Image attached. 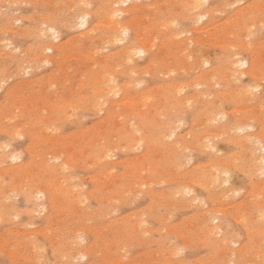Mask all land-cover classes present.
<instances>
[{
	"label": "rangeland",
	"instance_id": "obj_1",
	"mask_svg": "<svg viewBox=\"0 0 264 264\" xmlns=\"http://www.w3.org/2000/svg\"><path fill=\"white\" fill-rule=\"evenodd\" d=\"M82 1L90 7H83ZM190 1L128 0L116 5L124 12L115 21L127 22L130 32L114 37L108 36L112 23L105 15L108 0H0V264H261L264 260V177L247 156L264 142L254 148L241 142L248 133L260 134L264 141V0H206L194 12ZM206 11L209 19L195 22ZM86 12L89 23L81 28L80 16ZM174 19L179 30L170 26ZM46 24L59 36L54 39ZM48 45L54 52L45 50ZM131 45L137 54L128 58L126 47ZM240 59L251 63L246 69L254 75L239 71L234 61ZM229 68L241 73L231 70L228 77ZM99 71L101 81L93 77ZM252 86L259 90L252 92ZM241 124L247 131L234 132L233 127ZM257 150L255 155L264 154V149ZM216 164L220 171H215ZM206 171L213 178L221 175L213 179ZM224 179L230 183L225 185ZM33 184L45 188L47 197L31 194L30 198L24 190ZM217 229L222 236L213 235Z\"/></svg>",
	"mask_w": 264,
	"mask_h": 264
},
{
	"label": "bare ground",
	"instance_id": "obj_2",
	"mask_svg": "<svg viewBox=\"0 0 264 264\" xmlns=\"http://www.w3.org/2000/svg\"><path fill=\"white\" fill-rule=\"evenodd\" d=\"M24 1H25V0H24ZM127 1H128V0H108V4H105V5H108V10L105 12V15H106V16L108 17V19L112 22V23H108V27H109V35H108V36L111 35V36L116 37V36H119V34H121V33L124 34V31H127V32L129 31V28L126 26L127 24L125 25V23H127V22L123 23L124 21H123V22H122V21H115V19H116L117 16H118L117 13H123L124 10H120V9H115V8H114L116 5H119V4H121V3H124V4H125ZM205 1H206V0H192V1H190L191 4H190L189 6H191V8H192V10H193V12H194V9H196V10L198 9V10H199L200 8H202L201 6H202V4H203ZM56 2H57V1H56ZM82 2L84 3L85 1H82ZM82 2H80V4H81ZM88 2H89V1H88ZM83 3H82L83 7L86 6V4H87V5L89 4V3H86V4H85V3L83 4ZM90 4H92V3L90 2ZM153 5H154V4H153ZM217 5H218V4H217ZM233 5H234V4H233ZM89 6H90V5H89ZM225 6H226V5H225ZM100 7H101V6H100ZM133 7H134V6H133ZM217 7H218V6H217ZM73 8H74V7H73ZM86 8H87V7H86ZM123 8H124V7H123ZM169 8H170V7H169ZM191 8H190V9H191ZM223 8H224V7H223ZM71 9H72V8H71ZM125 9H126V8H125ZM141 9H142V8H141ZM205 9H206V8H205ZM250 9H251V8H250ZM135 10H136V9H135ZM145 10H146V9H145ZM180 10H181V9H180ZM202 10H204V9H202ZM217 10H218V9H217ZM254 10H255V9H254ZM73 11H74V10H73ZM86 11L89 12V10H86ZM132 11H133V9H132ZM218 11H219V10H218ZM224 11H225V10H224ZM243 11H244V10H243ZM249 11H250V10H249ZM256 11H257V10H256ZM84 12H85V10L83 11V13H84ZM87 12H86L85 15H82V16H86V17H87V20L85 21V24H88V23H89V16H90V14L87 13ZM102 12H103V11H102ZM239 12H240V11H239ZM253 13H254V12H253ZM200 14H201L203 17H206V16H207L206 18L209 19V18H208L209 15H208V12H207V11H206V12H203V13H200ZM200 14H199V15H200ZM240 14H241V13H240ZM79 15H81V14H79ZM256 15H257V13H256ZM77 16H78V13H77ZM171 16H172V15H171ZM210 16H211V15H210ZM246 16H247V15H246ZM199 17H200V16H199ZM199 17H198V18H199ZM71 18H72V17H71ZM80 18H81V16H80ZM198 18H195V19H198ZM230 18H231V17H230ZM69 19H70V18H69ZM170 19H171V18H170ZM213 19H214V18H213ZM98 20H99V19H98ZM106 20H107V19H106ZM109 20H107V21L109 22ZM192 20H194V19H192ZM239 20H240V19H239ZM102 21H103V20H102ZM168 21H169V20H168ZM168 21H167V22H168ZM194 21H195V20H194ZM212 21H214V20H212ZM227 21H228V20H227ZM231 21H232V20H231ZM103 22H104V21H103ZM195 22H197V21H195ZM258 22H259V20H258ZM261 22H262V20H261ZM68 23H69V22H68ZM164 23H165V22H164ZM211 23H212V22H211ZM77 24H78V23H77ZM93 24H94V23H93ZM100 24H101V23H100ZM129 24H130V23H129ZM129 24H128V25H129ZM78 25H79V24H78ZM102 25H103V23H102ZM106 25H107V24H106ZM84 26H85V25H84ZM95 26H96V25H95ZM98 26H99V24H98ZM160 26H161V25H160ZM74 27H75V26H74ZM92 27H93V26H92ZM106 27H107V26H106ZM151 27H152V26H151ZM168 27H169V25H168ZM251 27H252V26H251ZM50 28H53V27H50ZM95 28H96V27H95ZM99 28H100V27H99ZM207 28H208V27H207ZM258 28H259V27H258ZM93 29H94V27H93ZM93 29L90 30V31H92V33H93ZM175 29H176V28H175ZM251 29H252V28H251ZM9 30H10V29H9ZM94 30H95V29H94ZM96 30H97V29H96ZM96 30H95V31H96ZM200 30H202V29H200ZM203 30H204V29H203ZM214 30H215V29H214ZM37 31H38V30H37ZM55 31H56V33L58 34L57 36H59L58 31H57L56 29H55ZM87 31H88V30H87ZM90 31H89V32H90ZM180 31H181V30H180ZM198 31H199V30H198ZM209 31H210V30H209ZM255 31H256V30H255ZM38 32H39V31H38ZM42 32H43V31H42ZM129 32H130V31H129ZM171 32H172V31H171ZM171 32H170V33H171ZM232 32H233V31H232ZM3 33H4V32H3ZM229 33H230V32H229ZM256 33H257V32H256ZM5 34H6V33H5ZM20 34H21V33H20ZM123 34H122V35H123ZM127 34H128V33H127ZM219 34H220V33H219ZM242 34H243V32H242ZM254 34H255V33H254ZM79 35H80V34H79ZM176 35H177V34H176ZM176 35H175V36H176ZM179 35H180V34H178V36H179ZM229 35H230V34H229ZM42 36H43V35H42ZM108 36H107V37H108ZM138 36H139V35H138ZM138 36H137V37H138ZM216 36H217V35H216ZM221 36H222V35H221ZM46 38H47V37H46ZM49 38H50V37H49ZM55 38H56V37H55ZM55 38H54V39H55ZM92 38H93V37H92ZM108 38H110V37H108ZM120 38H121V37H120ZM104 39H107V38H104ZM115 39H116V38H115ZM121 39H122V38H121ZM45 40H46V39H45ZM99 40H100V39H99ZM111 40H113V38H111L109 41H111ZM125 40H126V39H125ZM169 40H170V39H169ZM114 41H115V40H114ZM116 41H117V40H116ZM181 41H182V42H185L184 40H181ZM181 41H180V42H181ZM1 42H2V41H1ZM105 42H106V41H105ZM112 42H113V41H112ZM112 42H111V43H112ZM139 42H140V40H139ZM211 42H212V41H211ZM79 43H81V42H79ZM106 43H107V42H106ZM150 43H151V42H150ZM218 43H219V42H218ZM218 43H215V44H218ZM147 44H148V43H147ZM11 45H12V44H11ZM88 45H89V44H88ZM107 45H108V44H107ZM153 45H154V44H153ZM173 45H174V44H173ZM193 45H194V44H193ZM213 45H214V44H213ZM234 45H235V44H234ZM19 46H20V45H19ZM90 46H91V45H90ZM101 46L103 47V45H101ZM230 46H231V44H230ZM105 47H106V46H105ZM108 47H109V46H108ZM147 47H149V46H147ZM152 47H153V46H152ZM175 47H176V46H175ZM235 47H236V46H235ZM241 47H242V46H241ZM9 48H10V47H9ZM49 48L52 50L51 53L54 52V50H55L54 46H49V45H48V46L45 47V50H47V49H49ZM99 48H100V47H99ZM126 48H127V50L125 49V50H126V54H125V55H128V58H129V56L132 58V56H134V54H137V53H136V52H137V47L135 48V46H132V45H131V46L126 47ZM180 48H181V47H180ZM184 48H185V47H184ZM254 48H255V47H254ZM94 49H95V48H94ZM104 49H105V48H104ZM142 49H143V51H145V49H146V44H143ZM99 50H100V49H99ZM111 50H112V49H111ZM120 50H121V49H120ZM190 50H191V49H190ZM219 50H220V49H219ZM114 51H115V50H114ZM139 51H140V50H139ZM181 51H182V49H181ZM184 51H185V50H184ZM186 51H187V50H186ZM191 51H193V50H191ZM39 52H40V51H39ZM99 52H100V51H99ZM198 52H199V51H198ZM119 53H120V52H119ZM140 53H143V52H140ZM140 53H139V54H140ZM204 53H205V52H204ZM178 54H179V53H178ZM191 54H192V53H191ZM48 55H49V54H48ZM84 55H85V54H84ZM115 55H116V54H115ZM121 55H122V54H121ZM152 55H153V54H152ZM156 55H157V54H156ZM161 55H162V54H161ZM193 55H195V54H193ZM237 55H238V54H237ZM261 55H262V54H261ZM14 56H15V55H14ZM116 56H118V55H116ZM135 56H136V55H135ZM183 56H184V55H183ZM197 56H198V55H197ZM201 56H202V55H201ZM203 56H204V55H203ZM238 56H239V55H238ZM12 57H13V56H12ZM191 57H192V55L190 56V58H191ZM195 57H196V56H195ZM52 58H53V57H52ZM52 58L50 57V59L47 60V61H51ZM71 58H72V57H71ZM155 58H156V57H155ZM54 59H55V58H54ZM138 59H140V58L138 57ZM141 59H142V58H141ZM181 59H182V58H181ZM222 59H223V58H222ZM262 59H263V58H262ZM3 60H4V59H3ZM26 60H27V59H26ZM93 60H94V59H93ZM114 60H115V59H114ZM130 60L132 61V59H130ZM134 60H135V59H134ZM155 60H156V59H155ZM171 60H172V59H171ZM28 61H29V60H28ZM186 61H187V60H186ZM198 61H199V60H198ZM258 61H259V60H258ZM158 62H159V61H158ZM195 62H197V61H195ZM234 62H235V64L237 65V67H239L240 70H239V69H238V70H239V71H242V74H243V75H244V74H247V75H248V74H252V75H254L252 70L246 69L247 67L251 66V63H249L247 60H243V59L241 60V59H240V60H236V61H234ZM1 63H3V62H1ZM48 63H49V62H48ZM95 63H96V62H95ZM120 63H121V62H120ZM125 63H126V62H125ZM191 63H192V62H191ZM206 63H207V62H206ZM256 63H257V62H256ZM118 64H119V63H118ZM118 64H117V65H118ZM235 64H234V66H235ZM96 65H97V63H96ZM98 65H99V64H98ZM121 65H122V64H121ZM155 65H156V63H155ZM166 65H167V64H166ZM206 65H207V64H206ZM145 66H146V65H145ZM156 66H157V65H156ZM192 66H193V65H192ZM194 66H195V65H194ZM199 66H200V65H199ZM30 67H31V66H30ZM94 67H95V66H94ZM165 67H167V66H165ZM228 67H229V66H228ZM228 67H227V68H228ZM230 67H231V66H230ZM235 67H236V66H235ZM113 68H115V67H113ZM116 68H117V66H116ZM116 68H115V69H116ZM167 68H168V67H167ZM170 68H171V66H170ZM170 68H169V69H170ZM172 68H173V67H172ZM172 68H171V69H172ZM221 68H222V67H221ZM17 69H18V68H17ZM102 69H103V67H102ZM111 69H112V68H111ZM115 69H114V70H115ZM136 69H137V68H136ZM152 69H153V68H152ZM160 69H161V68H160ZM175 69H176V68H175ZM184 69H185V68H184ZM190 69H191V68H190ZM241 69H242V70H241ZM262 69H263V68H262ZM179 70H181V69L179 68ZM187 70H188V69H187ZM187 70H186V71H187ZM229 70H230V73H231L233 70H235V72L238 71V70L235 69V68H234L233 70H232L231 68H229ZM231 70H232V71H231ZM236 70H237V71H236ZM110 71H111V70H110ZM112 71H113V70H112ZM115 71H116V70H115ZM119 71H120V70H119ZM131 71H132V70H131ZM144 71H145V70H144ZM239 71H238V72H239ZM102 72H103V71H102ZM102 72H101V71H99L98 73L96 72V73L98 74V77H99V78L96 76V74H95V72H94V74H95V76H93L94 79H97V80L99 79V80H100V76H103V75L101 74ZM108 72H109V71H107V73H108ZM128 72H129V71H128ZM148 72H149V71H148ZM173 72H174V71H173ZM173 72H171V74H172ZM175 72H176V71H175ZM179 72H180V71H179ZM235 72H234V73H235ZM2 73H3V72H2ZM10 73H11V72H10ZM105 73H106V72H105ZM123 73H124V72H123ZM132 73H133V72H132ZM150 73H151V70H150ZM210 73H212V72H210ZM230 73H229L228 77L232 75V73H231V74H230ZM240 73H241V72H239V74H240ZM27 74H28V73H27ZM99 74H100V76H99ZM173 74H174V73H173ZM208 74H209V73H208ZM208 74H206V75H208ZM239 74H236V75H238V76L235 75L236 78H239V77H240V79H238V81H240V80L242 79L241 75L239 76ZM9 75H10V74H9ZM83 75H84V74H83ZM160 75H161V74H160ZM206 75H205V76H206ZM233 75H234V74H233ZM109 76H110V78H111L113 75H109ZM128 76H129V75H128ZM161 76H162V75H161ZM168 76H169V75H168ZM214 76H215V75H214ZM214 76H213V77H214ZM245 76H246V75H245ZM245 76H244V77H245ZM119 77H120V76H119ZM132 77H133V76H132ZM233 77H234V76H233ZM233 77H232V78H233ZM114 78H115V77H114ZM116 78H118V77L116 76ZM125 78H126V77H125ZM210 78H212V77H210ZM101 79H102V77H101ZM107 79H108V78H107ZM111 79H112V78H111ZM111 79H110V80H111ZM229 79H230V78H229ZM259 79H260V78H259ZM89 80H90V79H89ZM110 80H109V81H110ZM208 80H209V79H208ZM220 80H221V77H220ZM230 80H231V79H230ZM262 80H263V79H262ZM95 81H96V80H95ZM100 81H101V80H100ZM100 81H99V83H100ZM102 81H103V80H102ZM104 81H105V80H104ZM107 81H108V80H107ZM138 81H139V80H138ZM195 81H197V80H195ZM213 81H214V80H213ZM236 81H237V80H236ZM238 81H237V82H238ZM79 82H80V81H79ZM97 82H98V81H97ZM97 82H95V83H97ZM112 82H113V81H112ZM141 82H142V81H141ZM191 82H192V81H191ZM199 82H200V81H199ZM233 82H234V81H233ZM101 83H102V82H101ZM101 83H100V84H101ZM103 83H104V82H103ZM110 83H111V81H110ZM125 83H126V82H125ZM129 83H130V82H129ZM132 83H133V82H132ZM158 83H159V82H158ZM176 83H177V82H176ZM195 83H197V82H195ZM201 83H203V82H201ZM234 83H236V82H234ZM114 84H115V83H114ZM178 84H179V83H178ZM191 84H194V83L192 82ZM207 84H208V83H207ZM211 84L213 85V83H211ZM211 84H209V85H211ZM260 84H261V83H260ZM97 85H98V83H97ZM223 85H224V84H223ZM131 86H132V85H131ZM165 86H166V85H165ZM167 86H168V85H167ZM176 86H177V85H176ZM197 86H198V85H197ZM218 86H219V85H218ZM122 87H124V86H122ZM159 87H160V86H159ZM182 87H183V86H182ZM184 87H185V86H184ZM229 87H230V86H229ZM252 87H253V86H252ZM255 87H256V86H255ZM255 87H253V89H254ZM102 88H103V87H102ZM114 88H115V86H114ZM114 88L111 87V89H114ZM176 88H177V87H176ZM241 88H242V87H241ZM245 88H246V87H245ZM116 89H119V88H116ZM133 89H134V87H133ZM161 89H162V88H161ZM178 89H179V88H178ZM206 89H207V88H206ZM236 89H237V88H236ZM243 89H244V88H243ZM249 89H251V88L249 87ZM249 89L247 88V90H249ZM255 89H257V88H255ZM107 90H108V89H107ZM119 90H121V88H120ZM156 90L159 91L158 89H156ZM95 91H96V90H94L93 92H95ZM116 91H118V90H116ZM146 91H147V90H146ZM164 91H165V90H164ZM206 91H207V90H206ZM233 91H234V90H233ZM245 91H246V90H245ZM98 92H99V91L97 90L96 95L98 94ZM118 92H119V91H118ZM118 92H116V93H118ZM162 92H163V91H162ZM167 92H168V91H167ZM227 92H228V91H227ZM235 92H236V91H234V93H235ZM246 92H247V91H246ZM246 92H245V94H248V92H247V93H246ZM9 93H10V92H9ZM103 93H104V92H103ZM112 93H113V92H112ZM116 93H115V95H117ZM177 93H178V92H177ZM205 93H206V92H205ZM238 93H239V92H238ZM241 93H242V92H241ZM129 94H130V93H129ZM160 94H161V93H160ZM200 94H201V93H200ZM239 94H240V93H239ZM245 94H243V95H245ZM148 95H149V94H148ZM151 95H153V94H151ZM151 95H149V98L152 97ZM154 95H155V94H154ZM157 95H158V94H157ZM157 95H156V96H157ZM162 95H163V94H162ZM164 96H165V95H164ZM198 96H199V95H198ZM203 96H204V95H203ZM203 96H202V97H203ZM245 96H246V95H245ZM245 96H244V97H245ZM256 96H257V94H256ZM105 97H106V96H105ZM108 97H109V96H108ZM135 97H136V96H135ZM137 97H138V96H137ZM157 97H158V96H157ZM190 97H191V96H190ZM202 97H201V98H202ZM211 97H212V96H211ZM249 97H250V96H249ZM99 98H100V97H99ZM121 98H122V97H121ZM147 98H148V97H147ZM149 98H148V100H149ZM162 98H163V97H162ZM233 98H234V97H233ZM242 98H243V97H242ZM242 98H241V99H242ZM246 98H248V97H246ZM106 99H107V98H106ZM157 99H158V98H157ZM203 99H204V98H203ZM206 99H207V98H206ZM248 99H249V98H248ZM103 100H104V99H103ZM109 100H110V99H109ZM119 100H120V99H119ZM146 100H147V99H146ZM161 100H162V99H161ZM178 100H180V99H178ZM189 100H190V99H189ZM230 100H231V99H230ZM245 100H246V99H245ZM254 100H255V99H254ZM99 101H100V100H99ZM113 101H114V100H113ZM120 101H121V100H120ZM126 101H128V100H126ZM164 101H165V100H164ZM192 101H193V100H192ZM251 101H252V100H251ZM17 102H18V101H17ZM130 102H131V101H130ZM130 102H129V103H130ZM138 102H139V101H138ZM160 102H161V101H160ZM179 102H180V101H179ZM249 102H250V101H249ZM262 102H263V101H262ZM95 103H96V102H95ZM98 103H99V102H98ZM144 103H145V102H144ZM165 103H166V102H165ZM188 103H191V102H188ZM188 103H187V105H188ZM200 103H201V102H200ZM202 103H203V100H202ZM36 104H37V103H36ZM154 104H155V103H154ZM154 104H153V105H154ZM213 104H215V103H213ZM23 105H24V104H23ZM37 105H38V104H37ZM117 105H118V104H117ZM151 105H152V104H151ZM143 106H144V105H143ZM147 106H148V105H147ZM260 106H261V104H260ZM99 107H101V106H99ZM139 107H140V106H139ZM169 107H170V106H169ZM191 107H192V106H191ZM213 107H214V106L212 105V108H213ZM238 107H239V106H238ZM238 107H237V108H238ZM150 108H152V106H151ZM153 108H154V107H153ZM220 108H221V106H220ZM244 108H245V107H244ZM262 108H263V107H262ZM15 109H16V108H15ZM100 109H102V108H100ZM107 109H108V108H107ZM124 109H125V108H124ZM147 109H149V108H147ZM157 109H158V108H157ZM165 109H166V108H165ZM171 109H172V108H171ZM174 109H175V107H174ZM174 109H172V110L174 111ZM176 109H177V108H176ZM206 109L208 110V108H206ZM206 109H205V110H206ZM125 110H126V109H125ZM145 110H146V109H145ZM149 110H150V109H149ZM207 110H206V111H207ZM234 110H235V109H234ZM118 111H119V110H118ZM122 111H123V109H122ZM139 111H140V110H139ZM150 111H151V110H150ZM155 111H156V109H155ZM176 111H177V110H176ZM212 111H213V110H212ZM257 111H258V110H257ZM144 112H145V111H144ZM146 112H147V111H146ZM171 112H172V111H171ZM216 112H218V110H217ZM120 113H121V112H120ZM128 113H129V112H128ZM154 113H155V112H154ZM172 113H173V112H172ZM177 113H178V112H177ZM177 113L175 112V114H177ZM185 113H186V112H185ZM235 113H236V112H235ZM237 113H238V112H237ZM237 113H236V114H237ZM251 113H252V112H251ZM251 113H250V114H251ZM258 113H259V112H258ZM258 113H257V114H258ZM123 114H125V113L123 112ZM123 114H121V115H123ZM143 114H144V113H143ZM218 114L221 115L220 112H219ZM248 114H249V112H248ZM67 115H68V114H67ZM119 115H120V114H119ZM128 115H129V114H128ZM130 115H131V114H130ZM134 115H135V114H134ZM149 115H150V114H149ZM171 115H172V114H171ZM171 115H170V116H171ZM177 115H178V114H177ZM207 115H208V114H207ZM106 116H107V115H106ZM159 116H160V115H159ZM159 116H158V117H159ZM172 116H174V115H172ZM205 116H206V115H205ZM225 116H226V115L224 114V115H223V118H225ZM258 116H259V115H258ZM262 116H263V115H262ZM48 117H49V116H48ZM48 117H47V118H48ZM59 117H60V116H59ZM70 117H72V116H70ZM117 117L119 118L118 113H117ZM121 117H122V116H121ZM162 117H163V115L160 117L161 119H160V118H159V119H160L162 122H164V121L162 120ZM164 117H166V116L164 115ZM210 117H211V115H210ZM39 118H40V117H39ZM39 118H38V119H39ZM56 118H57V117H56ZM113 118H114V117H113ZM123 118H124V117H123ZM131 118H133V116H132ZM155 118H156V116H155ZM173 118H174V117H173ZM198 118H199V117H198ZM220 118H221V117H220ZM223 118H222V119H223ZM241 118H242V117H241ZM241 118H240V119H241ZM249 118H251V117H249ZM45 119H46V118H45ZM104 119H106V118H104ZM121 119H122V118H121ZM133 119H134V118H133ZM174 119H175V118H174ZM182 119H183V118H182ZM207 119H208V118H207ZM212 119H213V117L211 118V120H212ZM246 119H247V118H246ZM246 119H245V121H246ZM252 119H253V118H252ZM255 119H256V118H255ZM111 120H112V118H111ZM160 120H159V122H160L161 124H164V123H162ZM205 120H206V119H205ZM214 120H215V119H214ZM242 120H243V118H242ZM257 120H258V119H257ZM259 120H260V119H259ZM53 121H54V119H53ZM70 121H71V120H70ZM117 121H118V120H117ZM119 121H120V120H119ZM125 121H126V120H125ZM125 121H124V122H125ZM129 121H130V120H129ZM131 121H133V120H131ZM148 121H149V120H148ZM151 121H152V120H151ZM199 121H200V120H199ZM252 121H253V120H252ZM260 121H261V120H260ZM73 122H74V121H73ZM157 122H158V121H157ZM174 122H175V121H174ZM206 122H207V121H206ZM211 122H212V121H211ZM216 122H218V121H216ZM220 122H221V121H220ZM240 122H241V121H238V123H240ZM242 122H244V121H242ZM52 123H53V122H52ZM146 123H147V122H146ZM167 123L169 124L170 121L168 120ZM180 123H181V122H180ZM221 123H222V122H221ZM258 123H259V122H258ZM170 124H171V123H170ZM204 124H205V123H204ZM211 124H212V123H211ZM213 124H214V123H213ZM60 125H61V124H60ZM124 125H125V124H124ZM133 125H134V124H133ZM148 125H149V124H148ZM152 125H153V124H152ZM173 125H174V124H173ZM262 125H263V124H262ZM127 126H128V125H127ZM156 126H157V125H156ZM158 126H159V125H158ZM163 126L166 127L167 125H163ZM169 126H171V125H169ZM214 126H215V125H214ZM250 126H251V125H250ZM18 127H19V126H18ZM54 127H55V126H54ZM102 127H104V126H102ZM129 127H130V126H129ZM134 127H135V125H134ZM150 127H151V126H150ZM160 127H162V125H161ZM160 127H159V128H160ZM205 127H206V126H205ZM50 128H51V127H50ZM137 128L139 129V127H137ZM137 128H135V129H137ZM166 128H167V127H166ZM168 128H169V127H168ZM168 128H167V129H168ZM172 128H173V127H172ZM223 128H224V127H223ZM233 128L235 129L234 132H236V131L241 132L240 129H244V131H247L246 127L243 126L242 124H241V125H237L236 127H233ZM249 128H252V127H249ZM249 128H248V129H249ZM254 128H255V126H254ZM18 129H19V128H18ZM90 129H92V128H90ZM138 129H137V130H138ZM150 129H151V128H150ZM156 129H157V128H156ZM160 129L163 131L162 128H160ZM104 130H105V129H104ZM126 130H127V129H126ZM128 130H130V129H128ZM161 130H160V131H161ZM22 131H23V130H22ZM141 131H142V130H141ZM151 131H152V130H151ZM153 131H154V130H153ZM230 131H232V130L230 129ZM244 131H243V132H244ZM10 132H11V131H10ZM137 132H138V131H137ZM164 132H165V130H164ZM203 132H205V131H203ZM16 133H17V132H16ZM100 133H101V132H100ZM122 133H123V132H122ZM150 133H151V132H150ZM156 133H157V132H156ZM160 133H161V132H160ZM173 133H174V131H173ZM173 133H172V135H173ZM189 133H190V131H189ZM205 133H206V132H205ZM213 133H214V132H213ZM225 133H226V132H225ZM263 133H264V132H263ZM96 134H97V133H96ZM101 134H102V133H101ZM119 134H120V133H119ZM187 134H188V132H187ZM257 134H258V133H257ZM16 135H17V134H16ZM16 135H15V136H16ZM29 135H30V134H29ZM31 135H32V134H31ZM127 135H128V134H127ZM133 135H135V134H133ZM149 135H150V134H149ZM151 135H153V133H152ZM158 135H159V133H158ZM165 135H166V134H165ZM172 135H168V137H169V136H172ZM184 135H185V134H184ZM209 135H210V134H209ZM213 135H214V134H213ZM213 135H212V136H213ZM223 135H224V134H223ZM98 136H99V135H98ZM122 136H124V135H122ZM136 136H137V134H136ZM142 136H143V135H142ZM162 136H164V134H163ZM18 137H19V136H18ZM33 137H34V136H33ZM81 137H82V136H81ZM113 137H115V136H113ZM130 137H131V136H130ZM145 137H146V136H145ZM158 137H160V136H158ZM189 137H190V136H189ZM191 137H192V136H191ZM207 137H208V136H207ZM209 137H210V136H209ZM21 138H22V137H21ZM64 138H65V137H64ZM164 138H165V137H164ZM211 138H212V137H211ZM133 139H134V138H133ZM135 139H136V138H135ZM138 139H139V138H138ZM138 139H137V140H138ZM151 139H152V138H151ZM153 139H154V137H153ZM158 139H159V138H158ZM158 139L156 138V140H158ZM178 139H180V138H178ZM96 140H98V139H96ZM96 140H95L94 142H97ZM107 140H108V139H107ZM131 140H132V138H131ZM140 140H141V139H140ZM189 140H190V139H189ZM11 141H12V140H11ZM102 141H103V140H102ZM145 141H146V140H145ZM199 141H200V140H199ZM242 141H245L246 144H250V145L252 146V148L255 147V144L258 145V144H260L261 142H262V143L264 142L263 139H262V137L260 136V134H259V135H256V134H252V133H248V134H246L245 138H244L243 140H241V142H242ZM2 142H3V141H2ZM120 142H121V141H120ZM136 142H138V141H136ZM141 142H142V141H141ZM158 142H159V141H158ZM191 142H193V141H191ZM197 142H198V141H197ZM241 142H240V143H241ZM245 142H244V143H245ZM73 143H74V142H73ZM208 143H209V142H208ZM208 143H207V144H208ZM237 143H239V142H237ZM240 143H239V144H240ZM242 143H243V142H242ZM244 143H243V145H245ZM257 143H258V144H257ZM0 144H1V143H0ZM6 144H7V143H6ZM32 144H33V143H32ZM103 144H104V143H103ZM117 144H119V142H118ZM123 144H124V143H123ZM195 144H196V143H195ZM199 144H200V143H199ZM209 144H210V143H209ZM209 144H208V145H209ZM253 144H254V145H253ZM49 145H50V144H49ZM53 145H54V144H53ZM96 145H98V144H96ZM100 145H101V144H100ZM100 145H99V146H100ZM137 145H138V143H137ZM141 145H142V144H141ZM149 145H150V144H149ZM149 145H148V146H149ZM176 145H177V143H176ZM213 145H214V143H213ZM250 145H249V147H251ZM262 145H263V147H260V146H259V147L257 146V147H258L260 150H261V148L264 149V144H262ZM32 146H33V145H32ZM102 146H103V145H102ZM116 146H117V145H116ZM139 146H140V145H139ZM168 146H169V145H168ZM197 146H198V145H197ZM214 146H215V145H214ZM0 147H2V146H0ZM90 147H91V146H90ZM95 147H96V146H95ZM131 147H132V146H131ZM140 147H141V146H140ZM169 147H170V146H169ZM172 147H173V146H172ZM201 147H202V146H201ZM201 147H200V148H201ZM208 147H209V146H208ZM5 148H6V147H5ZM30 148H31V147H30ZM45 148H46V147H45ZM63 148H64V147H63ZM98 148H99V147H98ZM118 148H119V147H118ZM173 148H174V147H173ZM177 148H178V147H177ZM177 148H176V149H173L174 153H175V151H177ZM209 148H210V147H209ZM211 148H212V147H211ZM252 148H249V151H250V152H252V151L254 152V150H255V152H256V150L258 149V148H257V149L255 148L254 150H252ZM96 149H97V148H96ZM103 149H104V148H103ZM109 149L111 150V148H109ZM116 149H117V148H116ZM123 149H124V148H123ZM212 149H214V147H213ZM250 149H251L252 151H251ZM31 150H32V149H31ZM98 150H99V149H98ZM119 150H120V149H119ZM193 150H194V149H193ZM200 150H201V149H200ZM260 150H259V152H262V151H260ZM33 151H34V150H33ZM154 151H156V150H154ZM166 151H167V150H166ZM197 151H199V150H197ZM217 151H218V149H217ZM257 151H258V150H257ZM3 152H4V151H3ZM65 152H66V151H65ZM65 152H64V153H65ZM107 152H108V151H106L105 153L107 154ZM111 152H112V151H111ZM160 152H161V151H160ZM170 152H171V151H170ZM201 152H202V151H201ZM255 152H254V153H255ZM14 153H15V152H14ZM51 153H52V152H51ZM86 153H87V152H86ZM163 153H164V152H163ZM254 153H253V154H252V153H251V154L249 153V155H247V156L249 157V160H251V161L253 162V164H251V165H252V168H254L253 166L257 165V167H259V168H256V169L261 170V171L264 170V165L261 164V160H264V154L261 155V154H258V153H257V155H260V156H257V155H255ZM10 154H11V153H10ZM29 154H30V153H29ZM62 154H63V153H62ZM147 154H148V153H147ZM155 154H156V153H155ZM183 154H184V153H183ZM234 154H235V153H234ZM0 155H1V154H0ZM18 155H19V154H18ZM34 155H35V154H34ZM47 155H48V154H47ZM52 155H53V154H52ZM58 155H59V154H58ZM84 155H85V154H84ZM177 155H178V153H177ZM177 155H176V156H177ZM184 155H185V154H184ZM188 155H189V154H188ZM238 155H239V154H238ZM14 156H15V155H14ZM53 156H54V155H53ZM85 156H86V155H85ZM103 156H104V155H103ZM145 156H150V155H146V153H145ZM145 156H142V157H145ZM152 156H153V155H152ZM152 156H151V157H152ZM169 156H170V155H169ZM240 156H241V155H240ZM34 157H35V156H34ZM50 157H51V156H50ZM59 157H60V156H59ZM78 157H79V156H78ZM86 157H87V156H86ZM136 157H137V156H136ZM142 157H141V158H142ZM177 157H178V156H177ZM188 157H189V156H188ZM216 157H217V156H216ZM15 158H16V157H15ZM81 158H82V157H81ZM134 158H135V157H134ZM148 158H149V157H148ZM155 158H156V157H155ZM171 158H172V157H171ZM190 158H191V157H190ZM1 159H2V158H1ZM3 159H5V158H3ZM34 159H35V158H34ZM47 159H49V158L47 157ZM129 159H130V158H129ZM169 159H170V158H169ZM175 159H177V158L175 157L173 162H175ZM45 160H46V159H45ZM96 160H97V159H96ZM141 160H142V159H140V161H141ZM144 160H146V159H144ZM158 160H160V159L158 158ZM163 160H166V159H163ZM189 160H190V159H189ZM217 160H218V159H217ZM232 160H233V159H232ZM247 160H248V159H247ZM1 161H2V160H1ZM13 161H14V160H13ZM136 161H137V160H136ZM148 161H149V160H148ZM236 161H237V160H236ZM31 162L33 163V160H32ZM46 162H47V161H46ZM66 162H67V161H66ZM68 162H69V161H68ZM90 162H91V159H90ZM101 162H102V160H101ZM113 162H114V161H113ZM117 162H118V161H117ZM166 162H167V160H166ZM173 162H172V163H173ZM179 162H180V161H179ZM211 162H212V161H211ZM220 162H221V161H220ZM220 162H219V163H220ZM6 163H7V162H6ZM43 163H45V162H43ZM64 163H65V162H64ZM102 163H103V162H102ZM122 163H123V162H122ZM125 163H126V162H125ZM137 163H138V162H137ZM137 163H136V164H137ZM172 163H171V164H172ZM213 163H214V162H213ZM221 163H222V162H221ZM40 164H41V163H40ZM65 164H66V163H65ZM65 164H64V165H65ZM87 164H88V163H87ZM128 164H129V163H128ZM166 164H167V163H166ZM232 164H233V163H232ZM20 165H21V164H20ZM31 165H32V164H31ZM31 165H30V166H31ZM38 165H39V163H38ZM58 165H59V164H58ZM62 165H63V163H62ZM62 165H61V166H62ZM71 165H72V163H71ZM163 165H164V164H163ZM173 165H174V164H173ZM216 165H217V164H216ZM225 165H226V164H225ZM241 165H242V164H241ZM30 166H29V167H30ZM123 166H124V165H123ZM133 166H135V165H133ZM164 166H165V165H164ZM176 166H177V165H176ZM22 167H23V166H22ZM22 167H21V169H22ZM34 167H36V166H34ZM135 167H136V166H135ZM169 167H170V166H169ZM174 167H175V166H174ZM224 167H225V166H224ZM0 168H1V167H0ZM42 168H43V167H42ZM46 168H47V167H46ZM142 168H143V167H142ZM144 168H145V167H144ZM150 168H152V167H150ZM21 169H19V170H21ZM29 169H31V168H29ZM37 169H38V168H37ZM49 169H51V168H49ZM136 169H137V168H136ZM152 169H154V168H152ZM184 169H185V168H184ZM14 170H15V169H14ZM25 170L27 171L28 169H25ZM44 170H45V169H44ZM47 170H48V169H47ZM57 170H58V169H57ZM130 170H131V169H130ZM163 170H164V169H163ZM216 170H219L218 165L215 166V171H216ZM221 170H222V169H221ZM142 171H143V170H142ZM142 171H141V172H142ZM150 171H151V170H150ZM207 171H208V170H207ZM207 171H206V172H207ZM219 171H220V170H219ZM253 171H254V170H253ZM16 172H17V171H16ZM47 172H48V171H47ZM143 172H144V171H143ZM160 172H162V171H160ZM182 172H183V171H182ZM208 172H210V170H209ZM208 172H207V174L210 175V176L212 177V175H211L212 173L209 174ZM213 172H214V171H213ZM221 172H222V171H221ZM229 172H230V171H229ZM7 173H8V172H7ZM55 173H57V172H55ZM162 173H163V172H162ZM175 173H176V172H175ZM218 173H219V172H218ZM21 174H22V173H21ZM28 174H29V173H28ZM119 174H120V173H119ZM122 174H123V173H122ZM155 174H156V173H155ZM202 174H203V173H202ZM213 174H214V173H213ZM11 175H12V174H11ZM26 175H27V174H26ZM135 175H136V174H135ZM151 175H152V174H151ZM153 175H154V174H153ZM159 175H160V174H159ZM170 175H171V174H170ZM194 175H195V174H194ZM197 175H198V174H197ZM220 175H221V174H220ZM220 175L218 174V175H216V176H214V175H213V176H214V178H217V176L220 177ZM223 175H224V173H223ZM13 176H14V175H13ZM19 176H20V175H19ZM70 177H71V175H70ZM116 177H117V176H116ZM143 177H144V176H143ZM163 177H164V176H163ZM172 177H173V176H172ZM193 177L196 178L195 176H193ZM197 177H198L197 179H199V176H197ZM201 177H202V175L200 176V179H201ZM224 177H225V176H224ZM256 177H257V176H256ZM121 178H122V177H121ZM189 178H190V177H189ZM191 178H192V177H191ZM191 178H190V179H191ZM194 178H193V179H194ZM212 178H213V177H212ZM214 178H213V179H214ZM226 178H227V177H226ZM59 179H60V178H59ZM155 179H156V178H155ZM155 179H154V180H155ZM157 179H158V178H157ZM197 179H196L195 182H198V181L200 180V179H199V180L197 181ZM205 179H206V178H205ZM213 179H212V180H213ZM161 180H162V179H161ZM161 180H160V181H161ZM171 180H172V179H171ZM207 180H209L208 177H207ZM207 180H206V182H207ZM212 180H211V181H212ZM215 180H216V179H215ZM215 180L213 181V183L216 184ZM222 180H223V179H222ZM224 180H225V179H224ZM226 180L229 182L231 179H230V180H229V179H226ZM7 181H8V180H7ZM12 181H13V180H12ZM20 181H21V180H20ZM39 181H40V180H39ZM155 181H157V180H155ZM178 181H179V180H178ZM185 181H186V180H185ZM202 181H204V179H203ZM216 181H218V180H216ZM46 182H47V181H46ZM48 182H49V181H48ZM147 182H148V181H147ZM191 182H193V181L191 180ZM195 182H193V183H195ZM200 182H201V181H200ZM10 183H11V182H10ZM153 183H154V182H153ZM176 183H177V182H176ZM189 183H190V182H189ZM203 183H205V182H203ZM229 183H230V182H229ZM3 184H4V183H3ZM207 184H208V183H207ZM24 185H25V184H24ZM24 185H23V186H24ZM40 185H41V184H40ZM47 185H48V184H47ZM47 185H46V186H47ZM141 185H142V184H141ZM145 185H146V184H145ZM181 185H182V184H181ZM203 185H204V184H203ZM213 185H214V184H213ZM225 185H226V184H225ZM34 186H35V185L33 184V185H31V186H28L27 189L25 188V190H24V191L27 190V193H29V197H30L31 194L33 195V196H31V197H34V194H36L35 198H36V197H38V198L47 197V193H48V192L45 190V188L43 189L41 186H40L41 188L38 187V186H35V187H34ZM46 186H45V187H46ZM51 186H52V185H51ZM75 186H76V185H75ZM201 186H202V185H201ZM256 186H257V185H256ZM19 187H20V186H19ZM47 187H48V186H47ZM142 187L145 188L144 186H142ZM148 187H150V186H148ZM207 187H208V186H207ZM12 188H13V187H12ZM14 188H15V186H14ZM14 188H13V190H15ZM21 188H22V187H21ZM125 188H126V187H125ZM186 188H187V187H186ZM212 188H213V187H212ZM212 188H211V189H212ZM46 189H47V188H46ZM54 189H55V188H54ZM165 189H166V188H165ZM208 189H209V187H208ZM208 189H207V190H208ZM17 190H18V189H17ZM19 190H20V189H19ZM22 190H23V188H22ZM55 190H56V189H55ZM77 190H78V189H77ZM174 190H175V189H174ZM218 190H219V189H218ZM53 191H54V190H53ZM62 191H63V189H62ZM177 191H178V190H177ZM190 191H191V190H190ZM1 192H2V191H1ZM6 192H7V191H5V193H6ZM12 192H13V191H12ZM119 192H120V191H119ZM126 192H127V191H126ZM209 192H210V190H209ZM211 192H212V191H211ZM229 192H230V191H229ZM235 192H236V191H235ZM20 193H21V192H20ZM57 193H58V191H57ZM222 193H223V192H222ZM249 193H250V192H249ZM9 194H10V193H9ZM25 194H26V192H25ZM48 194H49V193H48ZM257 194H258V193H257ZM2 195H3V194H2ZM4 195H5V194H4ZM52 195H53V194H52ZM134 195H135V194H134ZM174 195H177V194H174ZM183 195H184V194H183ZM221 195H222V194H221ZM25 196H26V195H25ZM55 196H56V195H55ZM163 196H164V195H163ZM167 196H168V195H167ZM223 196H224V195H223ZM1 197H2V196H1ZM26 197H27V196H26ZM31 197H30V198H31ZM182 197H183V196H182ZM251 197H252V196H251ZM6 198H7V196H6ZM8 198H9V197H8ZM131 198H132V195H131ZM153 198H154V197H153ZM160 198H161V197H160ZM194 198H195V197H194ZM247 198H248V197H247ZM4 199H5V198H4ZM58 199H59V198H58ZM125 199H126V198H125ZM175 199H176V198H175ZM183 199H184V198H183ZM212 199H213V198H212ZM217 199H218V198H217ZM226 199H227V198H226ZM257 199H258V198H257ZM35 200H36V199H35ZM37 200H38V199H37ZM70 200H71V198H70ZM127 200H128V199H127ZM184 200H185V199H184ZM192 200H193V199H192ZM258 200H259V199H258ZM85 201H86V200H85ZM119 201H120V200H119ZM119 201H118V202H119ZM243 201H244V200H243ZM37 202H38V201H37ZM83 202H84V201H83ZM241 202H242V201H241ZM244 202H245V201H244ZM28 203H29V202H28ZM54 203H56V202H54ZM163 203H164V202H163ZM167 203H168V202H167ZM186 203H187V202H186ZM191 203H192V202H191ZM191 203H190V204H191ZM258 203H259V202H258ZM37 204H39V203H37ZM170 204H171V203H170ZM174 204H175V203H174ZM180 204H181V203H180ZM248 204H249V203H248ZM259 204H260V203H259ZM39 205H40V204H39ZM41 205H42V204H41ZM117 205H118V203H117ZM167 205H168V204H167ZM177 205H178V204H177ZM182 205H183V204H182ZM36 206H37V205H36ZM53 206H54V205H53ZM226 206H228V205H226ZM229 206H230V205H229ZM231 206H232V205H231ZM234 206H235V205H234ZM0 207H1V206H0ZM25 207H26V206H25ZM32 207H33V206H32ZM217 207H219V206H217ZM223 207H225V206H223ZM3 208H4V207H3ZM155 208H156V207H155ZM53 209H54V208H53ZM153 209H154V208H153ZM13 210H14V209H13ZM13 210H12V211H13ZM104 210H105V209H104ZM108 210H109V209H108ZM5 211H6V210H5ZM5 211H4V212H5ZM8 211H10V210H8ZM16 211H17V210H16ZM30 211H31V210H30ZM43 211H44V210H43ZM110 211H111V209H110ZM150 211H151V210H150ZM0 212H1V211H0ZM50 212H51V211H50ZM108 212H109V211H108ZM108 212H107V213H108ZM205 212H206V211H205ZM10 213H11V212H10ZM19 213H20V212H19ZM34 213H35V212H34ZM154 213H155V211H154ZM154 213H153V215H152L151 217L155 216ZM260 213H262V212H260ZM132 214H133V213H132ZM106 215H107V214H106ZM259 215H261V214H258V216H259ZM45 216H46V214H45ZM169 216H170V215H169ZM215 216H216V215H215ZM258 216H257V217H258ZM0 217H2V216H0ZM11 217H12V216H11ZM14 217H15V216H14ZM128 217H130V216H128ZM156 217H157V216H156ZM163 217H165V216H163ZM240 217H241V216H240ZM5 218H7V217H5ZM5 218H4V219H5ZM238 218H239V217H238ZM241 218H242V217H241ZM259 218H261V216H259ZM15 219H16V218H15ZM80 219H81V218H80ZM234 219H235V217H234ZM242 219H243V218H242ZM143 220H144V219H143ZM147 220H148V219H147ZM147 220H145V221H147ZM157 220H158V219H157ZM165 220H166V219H165ZM214 220H215V219H214ZM239 220H240V219H239ZM5 221H6V220H5ZM127 221H129V220H127ZM236 221H237V220H236ZM8 222H9V221H8ZM160 222H161V221H160ZM195 224H196V223H195ZM215 225H217V224H215ZM208 226H209V225H208ZM217 226H218V225H217ZM94 227H95V226H94ZM212 228H213V227H212ZM208 231H209V229H208ZM219 231H221V230H219ZM212 232H214V231L212 230ZM247 232H248V231H247ZM27 234H28V233H27ZM21 235H22V234H21ZM59 235H60V234H59ZM218 235H219V234H218ZM202 236H204V235H202ZM248 236H249V235H248ZM28 239H29V238H28ZM245 239H246V238H245ZM232 241H233V240H232ZM72 242H73V241H72ZM222 242H224V241H222ZM241 242H242V241H241ZM231 243H232V242H231ZM254 243H255V242H254ZM168 244H169V243H168ZM226 247H227V246H225V249H226ZM31 248H32V246H31ZM35 248H36V247H35ZM76 248H77V246H76ZM174 248H175V247H174ZM229 248H230V247H229ZM242 248H243V247H242ZM248 248H249V247H248ZM256 249H257V248H256ZM15 250H16V249H15ZM172 250H173V248H172ZM7 251H9V250H7ZM78 251H79L78 253H79V254L81 253L82 256H86L85 253H82V252H81V251H82L81 249H79ZM220 251H221V250H220ZM223 251H224V250H223ZM75 253L77 254V252H75ZM221 253H222V252H221ZM217 254H218V253H217ZM11 255H12V254H11ZM14 255H15V254H14ZM218 255H219V254H218ZM218 255H217V256H218ZM255 255H256V254H255ZM257 255H258V254H257ZM9 256H10V255H9ZM233 256H234V255H233ZM260 256H261V255H260ZM12 257H13V255H12ZM218 257H219V256H218ZM216 258H217V257H216ZM221 258H222V257H221ZM72 259H73V257H72ZM249 259H250V258H249ZM212 260H213V259H212ZM110 261H111V260H110ZM213 261H214V260H213ZM220 261H222V260H220ZM220 261H219V262H220ZM223 262H224V261H223ZM226 262H227V261H226ZM116 263H117V262H116ZM220 263H221V262H220ZM230 263H231V262H230ZM11 264H12V263H11Z\"/></svg>",
	"mask_w": 264,
	"mask_h": 264
},
{
	"label": "snow or ice",
	"instance_id": "obj_3",
	"mask_svg": "<svg viewBox=\"0 0 264 264\" xmlns=\"http://www.w3.org/2000/svg\"><path fill=\"white\" fill-rule=\"evenodd\" d=\"M86 7H90V6L86 5ZM233 7H235V6H233ZM117 15L119 16V15H122V14H121V13H117ZM204 19H205V17L200 16V17L198 18V20H197V23H199L200 21H203ZM86 20H87V17H86V16H82V17L80 18L79 25H80L81 28L84 27V25H85V21H86ZM16 23L19 24L20 21L17 20ZM170 26L173 27V28H176L177 30H179L180 24H179L178 20H175V19H174V20L171 22V25H170ZM44 28H45L47 31H49V32L51 33V35H52L53 38H55V37L58 35V34L56 33L54 27H53V28H49V26L46 24V25H44ZM261 28L264 29V24H261ZM41 35H44V33H41ZM124 35L127 36V31H124ZM19 51H20V50L17 49V52H19ZM47 51H48V52H51L52 50L49 48V49H47ZM140 54L143 55V53H140ZM44 63L47 64V61H44ZM258 90H259V89H251L252 92H256V91H258ZM117 95H118V94H117ZM162 119H166V117H162ZM240 131L243 132L244 129H240ZM173 135H174V133H173ZM169 139H171V137H169ZM212 150L215 151V149H212ZM13 159H15V157H14ZM261 164L264 165V160H261ZM66 170H67V167H66ZM224 175L227 176L228 173L225 172ZM261 176L264 177V170L261 171ZM224 183L227 184V180H225ZM236 195H239V193H236ZM262 219H264V213H262ZM213 223L215 224V223H217V221L214 220ZM217 234H219V235H221V236L223 235L222 233H219V229H217L216 232L213 233V235H217ZM225 243H227V241H225ZM182 251H183V250L181 249V250H179L176 254L179 255ZM66 264H67V262H66ZM261 264H264V260L261 261Z\"/></svg>",
	"mask_w": 264,
	"mask_h": 264
}]
</instances>
